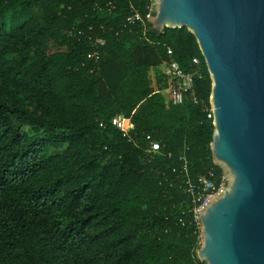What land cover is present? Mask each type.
Here are the masks:
<instances>
[{
    "label": "trees",
    "instance_id": "16d2710c",
    "mask_svg": "<svg viewBox=\"0 0 264 264\" xmlns=\"http://www.w3.org/2000/svg\"><path fill=\"white\" fill-rule=\"evenodd\" d=\"M152 5L0 0V264H207L185 187L224 173L211 151L213 81L195 35L154 28ZM134 10L144 25L125 23ZM97 38L102 56L90 59ZM164 60L197 69L198 103L154 92Z\"/></svg>",
    "mask_w": 264,
    "mask_h": 264
},
{
    "label": "water",
    "instance_id": "95a60500",
    "mask_svg": "<svg viewBox=\"0 0 264 264\" xmlns=\"http://www.w3.org/2000/svg\"><path fill=\"white\" fill-rule=\"evenodd\" d=\"M149 18L186 26L213 81L211 151L227 183L198 212V257L264 264V0H153Z\"/></svg>",
    "mask_w": 264,
    "mask_h": 264
},
{
    "label": "built area",
    "instance_id": "2783aa9c",
    "mask_svg": "<svg viewBox=\"0 0 264 264\" xmlns=\"http://www.w3.org/2000/svg\"><path fill=\"white\" fill-rule=\"evenodd\" d=\"M151 10V7H150ZM150 12L146 15L149 21ZM145 24V19L142 14L136 10L132 11L126 17V24L136 22ZM92 48L87 52V57L90 59L99 60L102 56L101 47L105 44L104 38L90 39ZM171 53V50H169ZM199 58L194 57L193 63L198 66ZM153 69V89L154 92L160 93L165 100L166 105H181L186 102L198 103V97L195 93V78L197 69L193 71L185 70L178 61L164 60L156 68ZM208 117H213L212 108L209 109ZM112 124L118 128L124 137H130L132 124L130 120L122 114H117L111 119ZM148 154H154L161 148L160 141L156 140L151 134L146 135ZM214 172H210V177L201 175L197 179H188L186 181V192L191 196L194 203V214L198 220V212L216 195L227 183L226 175L223 173L220 182L216 184L213 177Z\"/></svg>",
    "mask_w": 264,
    "mask_h": 264
},
{
    "label": "rangeland",
    "instance_id": "374dc122",
    "mask_svg": "<svg viewBox=\"0 0 264 264\" xmlns=\"http://www.w3.org/2000/svg\"><path fill=\"white\" fill-rule=\"evenodd\" d=\"M153 69H154V68H152L151 71H150V77H151L152 81H153V78H154V76H153V71H152Z\"/></svg>",
    "mask_w": 264,
    "mask_h": 264
},
{
    "label": "crops",
    "instance_id": "0c3cea01",
    "mask_svg": "<svg viewBox=\"0 0 264 264\" xmlns=\"http://www.w3.org/2000/svg\"><path fill=\"white\" fill-rule=\"evenodd\" d=\"M153 71V70H152Z\"/></svg>",
    "mask_w": 264,
    "mask_h": 264
}]
</instances>
